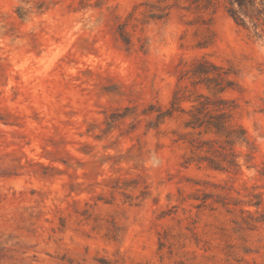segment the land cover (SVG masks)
Here are the masks:
<instances>
[{"label":"rangeland","instance_id":"rangeland-1","mask_svg":"<svg viewBox=\"0 0 264 264\" xmlns=\"http://www.w3.org/2000/svg\"><path fill=\"white\" fill-rule=\"evenodd\" d=\"M217 1L0 0V264H264V37ZM201 57L237 71L252 167L157 117Z\"/></svg>","mask_w":264,"mask_h":264},{"label":"trees","instance_id":"trees-1","mask_svg":"<svg viewBox=\"0 0 264 264\" xmlns=\"http://www.w3.org/2000/svg\"><path fill=\"white\" fill-rule=\"evenodd\" d=\"M45 3L48 0H41ZM186 9L198 11L215 9L217 0H187ZM225 9L235 22L244 27H252L258 36L264 37V0H225ZM20 16L25 14L23 7L18 8ZM211 20V18H209ZM203 24L210 23L202 18ZM125 36V32L122 33ZM214 32L207 27L201 46H206ZM237 71L232 66H224L206 58H196L189 67L182 69L179 81L188 79L193 89L179 88L172 101V110L159 111L157 117L171 116L173 111L187 115L184 121L188 129V142L191 156L186 162L204 163L208 168L220 171H240L241 150L245 145V160L254 166L256 144L251 140L246 128L235 119L238 104L225 93L238 87L233 77ZM203 88L204 90H200ZM189 92L187 93V91ZM189 101V107L180 105ZM261 172V171H260ZM259 207L260 203H255Z\"/></svg>","mask_w":264,"mask_h":264}]
</instances>
